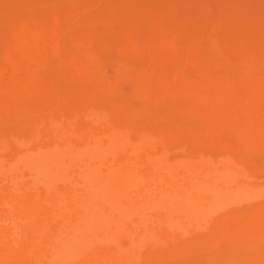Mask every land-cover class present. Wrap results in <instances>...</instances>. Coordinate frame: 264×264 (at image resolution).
I'll use <instances>...</instances> for the list:
<instances>
[{"label": "bare ground", "instance_id": "obj_1", "mask_svg": "<svg viewBox=\"0 0 264 264\" xmlns=\"http://www.w3.org/2000/svg\"><path fill=\"white\" fill-rule=\"evenodd\" d=\"M47 1L0 0V264H264V44L213 59L264 0L157 5L136 43L111 1Z\"/></svg>", "mask_w": 264, "mask_h": 264}, {"label": "rangeland", "instance_id": "obj_2", "mask_svg": "<svg viewBox=\"0 0 264 264\" xmlns=\"http://www.w3.org/2000/svg\"><path fill=\"white\" fill-rule=\"evenodd\" d=\"M34 1H35V0H34ZM36 1H39V0H36ZM43 1H47V0H43ZM48 1H49V3H50V0H48ZM48 1H47V3H48ZM51 1H52V0H51ZM63 1H65V0H63ZM68 1H69V2H73L72 0H66V2H68ZM80 1H83V4H84V5H87V4L90 2V0H85V1H84V0H80ZM110 1H111V4H113V5L116 6V7H115V6H113V5L110 4L111 7H112V10L115 9L116 11H119V12H118V14H117L116 11L114 12V10H113L114 15L116 16V18H115V17L112 18L113 20L111 19V17L114 16V15H111V17L109 16V20H108V19H105V21L101 20L102 22H100V23L98 22L99 20L96 21L94 27H95V28H98V30H99V28L101 29V26L96 25L97 23H99V24L102 25V23L104 22L105 24L103 23L104 25H102V26L104 27L106 24L108 25V24H111V23H112V24L116 23L117 19H118V21H119V22L117 21V22H118L117 25H116V24H114L115 26L112 25V24H111V25L115 27V28L112 27L113 29H116V28L118 29V25H119L120 21L122 22V19H124L127 23H126L125 21H123V23H121V24L119 25V27H120L121 25L124 26V23H126L127 25H125V26H127V27H126L127 29H126V28H122V29H126V30L128 31L130 28L135 27V25L137 24L136 21H139V19H140V17H141L142 15H145V16L147 15L146 17L149 16V17H151V18L157 19V20H155L156 23H157V21L160 22V20H161V21H164L165 18H162V19H163V20H162V19H160V17H158V16L156 15L157 12L161 11L160 8H161V9H162V8L164 9V10H163L164 13H165V10H166V13H169V14L172 13V14H171L172 16H175V17L177 16L176 18H177L178 21H180V23H188V22H189V19H191L190 22H191V21H194L193 19H194L195 17H194V18H191V17H193L194 15H196V16H197V15H202V13H204V12H203V9H201V8H202V4L204 3V0H201V1L198 0V1H196V2H200V3L197 4L198 6L196 5V7H195V12H194V15H193V16L191 15V14H192V11H194V10H193V9H194L193 6H195V2H194V5L191 6L193 0H177V1H176V0L174 1V0H173V1L171 2L172 4L170 3L171 0H167V1H169V2H167L166 0H160V2H159V0H156V1L159 2L160 4H157V2L154 3L155 0H153V3H151V2H150L151 0H150L149 3H151V4L147 3L148 0H147V1H146V0H141V1H144V2H145V3H144V6L146 5L145 7H146L150 12L147 11V10L144 8L146 11H145L144 9H143V10L145 11L146 14L141 13V14L138 15V18H137L136 16H134L135 20L132 21L134 18H132V20H131L130 17H131L132 15H134V13H135V11H136V10H134V8H133V6H134L133 3H135V2L137 3V2L140 1V0H134V1H133V0H127V2L129 1L131 4H130L129 2L126 3V7L124 6V4H125L124 2H126V0H125L124 2H123V0H108V2H110ZM131 1H133V2H131ZM161 1H162V2H161ZM165 1H166V4L168 3V6L171 5V7H169V8H171L170 10L165 9V8L168 7L167 5L164 6ZM187 1H188V2L190 1L188 6H191L190 8H193V9H189L188 6H185L186 8H183V7H184V6H183L184 3H187ZM206 1H207V0H206ZM215 1H216V2H215L216 7L219 8V7L221 6L220 3H222L223 6H224V5H225V6H230V5L233 4L234 2H237L238 0H231V1H230V0H227L226 2L229 1L228 3H225V0H221V1H219V0H215ZM218 1H219V2H218ZM243 1H244V2H243ZM249 1H250V0H240V1L237 2V5H240L241 3H245V2L247 3V2H249ZM54 2H55V0H53V3L51 2L50 4L53 5ZM84 2H85V3H84ZM86 2H87V3H86ZM108 2L105 0V3H108ZM120 2H121L123 5L120 4ZM163 2H164V3H163ZM173 2H175L176 4H175V3L173 4ZM209 2L211 3V1H209ZM230 2H231V4H230ZM36 3L39 4L38 2H35V4H36ZM41 3H42V2H40L39 5H37V4L35 5V6H37V8L39 9V11H38V10L36 9L35 6L32 7V6L34 5V3H32V1H31V4H32V5L30 4V5H31V8H30V9H34V8H35V9H34V12H37V11L40 12L41 9H44V5H45V2H44V4L42 3V5H43V7H42ZM47 3H46V5L49 4V3H48V4H47ZM55 3H56V4H54V5L59 7V5H57V2H55ZM59 3H60V0H59ZM142 3H143V2H142ZM169 3H170V5H169ZM190 3H191V4H190ZM262 3H264V1H262ZM50 4H49V5H50ZM118 4L120 5V7H121V6H124V7H121V8H120V9L123 8L121 11H120L119 7H118V10H117V5H118ZM152 4H153V5H152ZM182 4H183V5H182ZM226 4H227V5H226ZM234 4H236V3H234ZM54 5H53V6H54ZM119 5H118V6H119ZM150 5H151V7L148 8ZM154 5H156V7H155L156 9H154ZM157 5H158V7H160V8H158L159 11H158V9H157ZM159 5H160V6H159ZM162 5H163V6H162ZM131 6H132V7H131ZM161 6H162V7H161ZM174 6H177V9H176V7L174 8ZM223 6H221L220 8L222 9ZM29 7H30V6H29ZM29 7H28V9H29ZM45 7H46V6H45ZM79 7H80V6H79ZM127 7H131V9H129V11H128V8H127ZM164 7H165V8H164ZM40 8H41V9H40ZM132 8H133V9H132ZM151 8L153 9L154 12L157 10V11L155 12V15H154L153 11L151 10ZM187 8H188V11L191 12V14L189 13L191 17L188 16L186 13H184L186 16H185V15L182 16L184 9H187ZM30 9H29V10H30ZM78 9H79V8H76V10L74 11V14H76L77 16H81L80 14L85 13V12H83V11H85V9H83V10H81V9L78 10ZM174 9H175L176 11H175ZM199 9H200V11H201L202 13L199 11ZM86 10H88V9H86ZM124 10H125V11H124ZM126 10H127L128 12H127ZM130 10H131V12L133 11L132 14H131ZM172 10L174 11V13H176V14L180 13V14L175 15V14L173 13ZM191 10H192V11H191ZM222 10H223V9H222ZM72 11H73V10H72ZM109 11H110V10H109ZM123 11H124V12H123ZM151 11H152V12H151ZM168 11H170V12H168ZM171 11H172V12H171ZM185 11H186V10H185ZM188 11H187V12H188ZM198 11H199L200 13H197ZM29 12H32V11H29ZM122 12H123V13H122ZM181 12H182V14H181ZM223 12L227 13L226 11H222V12H220V13H223ZM115 13H116V14H115ZM126 13H127V14H126ZM195 13H196V14H195ZM220 13H219V14H220ZM129 14H131V16H130ZM150 14H151V15H150ZM152 14H153L155 17H156V16H157V17H156V18L153 17ZM117 15H118V16H117ZM121 15H122V16L124 15V17L122 18ZM180 15H181V16H180ZM209 15H210V13H209L208 15H207L206 13H204L200 18L203 17V20H205L206 23H207ZM221 15H222V14H221ZM240 15H241V13H240ZM179 16H180V17H179ZM184 16L186 17L185 20H184V18H183ZM222 16H223V15H222ZM262 16H263V17H262ZM119 17L122 18V19H119ZM143 17H144V16H142V18H143ZM189 17H190V18H189ZM198 17H199V16H197V18H198ZM251 17H252V19H250ZM114 18L116 19V21L114 20ZM126 18H127V20H129V22L126 20ZM136 18H137L138 20H137ZM142 18H141V19H142ZM197 18H195V20H197ZM200 18H199V22L201 23V21H203V20L200 19ZM242 18H246V19H242ZM110 19H111V20H110ZM158 19H159V20H158ZM238 19H239V18H238ZM238 19H237V20H238ZM257 19H258V20H257ZM263 19H264V13H263V12H259V11L256 10V11L254 12V14H252V15H247V16H245V15L242 14V16H240V19H239L240 22H239V20H238L237 22H235V23L233 24L232 28L226 33V34H228V35H227L224 39L220 37V33H219L218 31H215L216 34L214 33V34H215L214 36L216 37V38H215V39H216V43L220 44V47H218L217 52H215V55H214L213 59L215 58L214 60L219 61V62H223V63H232V62L236 63V62L241 61L243 58L247 59L248 61L256 60L257 57L260 58V56H259L260 53H259V55H258V54H257L256 52H254L253 50H255V48H256V49H257V48H260V47H261V44H264V42L261 43V42H262V39L264 38V37H263V36H264V32L262 33L263 30H262V31H259V30H261V29H260V26H262L261 28L264 27V25L261 24V23L264 22ZM107 20H108L109 22H108ZM130 20H131V21H130ZM152 20H153V19H152ZM200 20H201V21H200ZM249 20H250V21H249ZM261 20H263V21L261 22ZM110 21H114V22H111V23H110ZM187 21H188V22H187ZM197 21H198V20H197ZM205 21H204V22H205ZM246 21L248 22V24H245V23H247ZM259 21H260V22H259ZM107 22H108V23H107ZM130 22H131V23L136 22V23H135L134 26H131ZM204 22H203V23H204ZM238 22H239L240 25H241V23H242L243 25L245 24L246 26L244 25L243 27H244V28H247V29H244V28H242V26H240V29H244L242 32H240V31H239L240 29H238V28H239V27H238V26H239V25H238ZM154 23H155V22L153 21L152 26H149V27L152 28V29H154V28L156 27L155 25H157L156 23H155V24H154ZM255 23L257 24L258 28H256L257 26H255V25H256ZM258 23H259V25H260V24H261V25L259 26ZM128 24H129V25H128ZM153 24H154L155 27L153 26ZM158 24H159V23H158ZM160 24H161V23H160ZM164 24H167V22L165 21ZM236 24H237L238 26H236ZM250 24H251V25H250ZM107 25H106L105 27H106V28H110V27L107 26ZM111 25H110V26H111ZM167 25H168V24H167ZM167 25H166V27H167ZM247 25H248V26H247ZM96 26H98V27H96ZM116 26H117V27H116ZM125 26H124V27H125ZM103 27H102V30L106 29L105 27H104V28H103ZM121 27H122V26H121ZM121 27H120V28H121ZM129 27H130V28H129ZM138 27H141V28H142V26H138V25H136V28H138ZM153 27H154V28H153ZM157 27H158V26H157ZM159 27H160V25H159ZM159 27H158V30H159ZM161 27H162V29H161ZM161 27H160V30L163 31V29L165 28L164 25H161ZM236 27H237V29H236L237 31L235 30ZM248 27H249L251 30H254V31L252 32L251 30H249ZM253 27H254V28H253ZM128 28H129V29H128ZM117 29H116V30H117ZM122 29H120L121 32H122ZM152 29H150V30H152ZM156 29H157V28H156ZM258 29H259V30H258ZM120 30H118V31H120ZM136 30H137V29H135V30H134V29H133V30L131 29V31L129 30V31L131 32V34H133V36H131V37L129 36V38L126 37V36L131 35V34H130V33H129V34H126V31H125V32L123 31V33L126 34L125 37H124L125 34H124L123 37H122V38H124L123 41H125V42L128 41V42H129V40H131V39H132V40H131L132 42L130 41L129 43H133V42L136 43V41H139L140 35H141L143 32H141V30H139V28H138V31L141 32L140 35H139V33H137L138 31L136 32ZM154 30H155V29H154ZM154 30H153V31H154ZM165 30H167V29H165ZM165 30H164V31H165ZM246 30H247V31H246ZM256 30H257L258 32L261 33V34H259L258 38H256V37H257L256 35H258L257 32H256ZM129 31H128V32H129ZM142 31H144L143 28H142ZM249 31H251V32H249ZM132 32H133V33H132ZM207 32H208V31H206V33H207ZM217 32H218V33H217ZM246 32H249V34L247 35ZM255 32H256V33H255ZM117 33H119V32H117ZM235 33H237V34L234 35V37H233V34H235ZM239 33L242 34L244 37L239 36V35H240ZM251 33L254 34V35H251ZM135 34H138V35H137V36H134ZM255 34H256V35H255ZM118 35H119V34H118ZM230 35H231V36H230ZM237 35H238L239 37H238ZM235 36H236V37H235ZM251 36H252V37H251ZM260 36H261V37H260ZM126 38H127V40H126ZM259 38H261V39H259ZM242 39H243V40H242ZM263 41H264V39H263ZM223 46H224V47H223ZM253 47H255V48L253 49ZM250 49H252V50L250 51ZM230 51H232V53H231ZM247 51H248V52H247ZM217 57H218V58H217ZM221 58H222V59H221ZM226 58H227V60H226ZM229 58H230V59H229ZM251 59H253V60H251ZM224 65H225V64H224Z\"/></svg>", "mask_w": 264, "mask_h": 264}]
</instances>
